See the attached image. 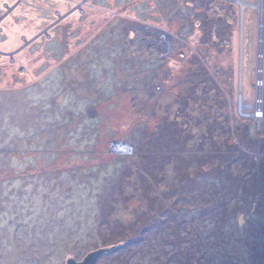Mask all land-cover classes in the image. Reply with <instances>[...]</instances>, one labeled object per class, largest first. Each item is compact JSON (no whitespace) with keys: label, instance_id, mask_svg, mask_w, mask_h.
Listing matches in <instances>:
<instances>
[{"label":"rangeland","instance_id":"rangeland-1","mask_svg":"<svg viewBox=\"0 0 264 264\" xmlns=\"http://www.w3.org/2000/svg\"><path fill=\"white\" fill-rule=\"evenodd\" d=\"M240 1L0 0V264H264V31L260 52ZM64 68L111 88L79 100Z\"/></svg>","mask_w":264,"mask_h":264},{"label":"crops","instance_id":"crops-1","mask_svg":"<svg viewBox=\"0 0 264 264\" xmlns=\"http://www.w3.org/2000/svg\"><path fill=\"white\" fill-rule=\"evenodd\" d=\"M25 5H26V3H25ZM61 7H59L58 9H60ZM63 8V7H62ZM61 8V9H62ZM17 11L18 10H15L14 12H16L17 13ZM56 12H57V10H56ZM59 13H62L63 15L62 16H60V18L56 21H54L52 24L54 25V24H58V25H63V24H66V22H69L68 20H72V19H74V18H78L75 14H77L76 13V11L74 10V9H71V10H69V12L68 11H65V12H59ZM36 19V18H35ZM34 19V20H35ZM34 20H32V21H34ZM75 20V19H74ZM51 22V21H50ZM32 23V22H31ZM33 25H34V23H32ZM36 24H39L38 23V20L36 19ZM51 25V24H50ZM35 26H37V25H35ZM47 30L49 29L48 27L46 28ZM15 29H12V31H14ZM11 35V34H10ZM20 35V34H19ZM18 35V36H19ZM26 35V34H25ZM40 35V36H39ZM49 35V36H48ZM15 36V35H14ZM17 36V35H16ZM29 36V35H28ZM39 37V38H38ZM43 37V34H37V35H35V33L33 34V37L29 40V41H26V42H31L29 45H30V47L32 46H34V45H38L39 44V40H40V38H42ZM50 37V34L48 33L47 35H46V39H48ZM64 37H67L68 39H64V41H65V44H64V48H65V45H67V48H68V52H67V54L69 53V54H71V51H72V48L75 46V44H74V41H73V39H70V36H64ZM24 38V36H21L20 37V40H19V42H22L21 41V39H23ZM51 38V37H50ZM15 39V38H14ZM47 41H49V40H47ZM16 43V42H15ZM64 43V42H63ZM8 44L10 45V46H8ZM16 44H18V42L16 43ZM142 44H144L145 45V42H143ZM15 44L13 43V42H11V41H9V42H7V43H5L4 44V46H7V47H12V46H14ZM30 47H28V49L30 48ZM72 47V48H71ZM77 47V46H76ZM24 51V50H23ZM76 53H72V58H74L75 60L77 59V52L80 54V51H79V49L77 50V51H75ZM33 54H35V52L33 53ZM36 55V54H35ZM69 56V55H68ZM31 57H33V55L31 54ZM65 60V57L63 58V61ZM135 60V59H134ZM74 68V67H73ZM82 68L83 67H81V68H79L80 69V71L82 70ZM62 73H64V75H65V77H66V80H67V82H69L70 80L69 79H72L71 81H72V83H73V87L74 88H78V90H76V91H78V92H80V98L79 97H77L79 100H82V101H85L86 99H84V98H86V96H90V98H94V95L95 94H97L98 93V90H102V91H106V90H108V89H110L111 87H110V84H109V78L106 76V75H103L102 76V78L101 77H98V73H96L95 75H96V78H97V81H96V78H94V80H95V84L93 85L92 83H90L91 81H90V79H88V77L86 76V74L88 75V73H78L76 70L74 71V69H69V70H65V68H64V70L62 71ZM103 74V73H102ZM105 74V73H104ZM121 79V85H122V87H121V90L123 89V90H126L125 88H127V86L128 85H125V78H120ZM93 80V81H94ZM64 81H65V79H64ZM130 82V81H129ZM91 84V85H90ZM80 85L82 86V87H80ZM92 85H93V87L94 88H92ZM96 91V92H94V91ZM135 90H136V96H137V101H138V103L140 102V85H137V87L135 88ZM95 93V94H94ZM107 98H103V100H101V102L100 103H102V102H104L105 100H106ZM93 110H94V108H93ZM96 110V109H95ZM95 110H94V112H95ZM95 114H96V112H95Z\"/></svg>","mask_w":264,"mask_h":264},{"label":"built area","instance_id":"built-area-1","mask_svg":"<svg viewBox=\"0 0 264 264\" xmlns=\"http://www.w3.org/2000/svg\"><path fill=\"white\" fill-rule=\"evenodd\" d=\"M262 75V73H259ZM260 78V77H259ZM262 78V77H261ZM257 86L259 90L261 91V86L262 82L259 81ZM263 92V91H262ZM260 99H256L255 104H254V112H255V117L256 119L259 118V116H262L263 110H264V98L259 97ZM110 153L116 156H131L135 154V146L133 143H128L126 141H112L108 145ZM134 149V150H133Z\"/></svg>","mask_w":264,"mask_h":264},{"label":"bare ground","instance_id":"bare-ground-1","mask_svg":"<svg viewBox=\"0 0 264 264\" xmlns=\"http://www.w3.org/2000/svg\"><path fill=\"white\" fill-rule=\"evenodd\" d=\"M240 4H241L240 5L241 9L244 10L246 8H252L255 11H257V13L259 15V49L261 52L262 46H263V31H264V0H258V2L253 4V5H249L246 2H244L243 0H241ZM259 65L261 68V66H262V58L261 57L259 59ZM259 77H262V75H259ZM261 93L263 94L262 90L261 91L259 90L258 95H262ZM240 107H241V111L243 109H247V107L244 106L242 103H241Z\"/></svg>","mask_w":264,"mask_h":264},{"label":"water","instance_id":"water-1","mask_svg":"<svg viewBox=\"0 0 264 264\" xmlns=\"http://www.w3.org/2000/svg\"><path fill=\"white\" fill-rule=\"evenodd\" d=\"M111 247H113V246H111ZM111 247L99 248L95 251H92V252L88 253L84 257V259L80 262H77V261L73 260L72 258L69 259L68 257H67L66 262H67V264H95L97 258L101 255V253L104 252L105 250L111 248Z\"/></svg>","mask_w":264,"mask_h":264},{"label":"trees","instance_id":"trees-1","mask_svg":"<svg viewBox=\"0 0 264 264\" xmlns=\"http://www.w3.org/2000/svg\"><path fill=\"white\" fill-rule=\"evenodd\" d=\"M102 253H103V252H102ZM102 253H101V254H102Z\"/></svg>","mask_w":264,"mask_h":264}]
</instances>
